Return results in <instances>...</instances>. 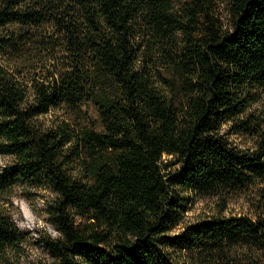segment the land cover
Here are the masks:
<instances>
[{
  "label": "trees",
  "instance_id": "1",
  "mask_svg": "<svg viewBox=\"0 0 264 264\" xmlns=\"http://www.w3.org/2000/svg\"><path fill=\"white\" fill-rule=\"evenodd\" d=\"M0 158V203L51 193L37 264H264V0H0ZM27 238L0 206V264Z\"/></svg>",
  "mask_w": 264,
  "mask_h": 264
},
{
  "label": "rangeland",
  "instance_id": "2",
  "mask_svg": "<svg viewBox=\"0 0 264 264\" xmlns=\"http://www.w3.org/2000/svg\"><path fill=\"white\" fill-rule=\"evenodd\" d=\"M262 106V105H261ZM86 116V124L89 126L99 125L98 112L94 105L83 106ZM63 111L54 110L51 117L64 116ZM232 138L242 146L251 145L247 138L233 135ZM0 158V163H1ZM52 201L51 193L45 190L15 188L12 196L6 203L1 202L0 206L10 213L18 226L27 232L28 238L22 247L21 256L14 260L15 264H37L39 262H50L53 258L43 241L45 236L58 237L59 232L52 224L49 215V204ZM244 201L234 202L230 208L235 211H246L243 207ZM211 198H199L187 212V220H193L198 215L211 212L213 207Z\"/></svg>",
  "mask_w": 264,
  "mask_h": 264
}]
</instances>
